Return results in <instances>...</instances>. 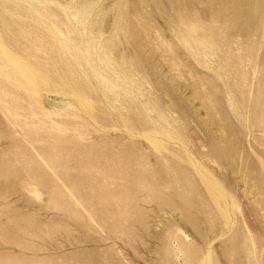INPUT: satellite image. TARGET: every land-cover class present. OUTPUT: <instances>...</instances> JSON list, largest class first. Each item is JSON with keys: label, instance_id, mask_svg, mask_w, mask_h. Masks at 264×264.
I'll list each match as a JSON object with an SVG mask.
<instances>
[{"label": "rangeland", "instance_id": "374dc122", "mask_svg": "<svg viewBox=\"0 0 264 264\" xmlns=\"http://www.w3.org/2000/svg\"><path fill=\"white\" fill-rule=\"evenodd\" d=\"M0 264H264V0H0Z\"/></svg>", "mask_w": 264, "mask_h": 264}]
</instances>
